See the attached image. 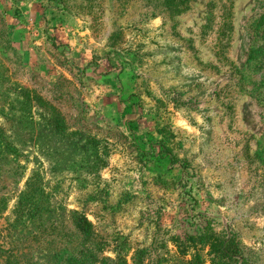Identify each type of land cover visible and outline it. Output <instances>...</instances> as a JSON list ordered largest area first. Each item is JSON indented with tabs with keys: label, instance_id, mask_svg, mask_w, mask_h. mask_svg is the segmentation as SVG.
I'll list each match as a JSON object with an SVG mask.
<instances>
[{
	"label": "rangeland",
	"instance_id": "rangeland-1",
	"mask_svg": "<svg viewBox=\"0 0 264 264\" xmlns=\"http://www.w3.org/2000/svg\"><path fill=\"white\" fill-rule=\"evenodd\" d=\"M208 218L264 264V0H0V264H185Z\"/></svg>",
	"mask_w": 264,
	"mask_h": 264
},
{
	"label": "trees",
	"instance_id": "trees-1",
	"mask_svg": "<svg viewBox=\"0 0 264 264\" xmlns=\"http://www.w3.org/2000/svg\"><path fill=\"white\" fill-rule=\"evenodd\" d=\"M182 9L184 8L181 7L180 10ZM73 221L79 232L84 235L91 233L92 225L84 215L75 213ZM209 221L210 218L197 234L184 235L183 238L173 236L178 255L188 257L185 264H206L207 260L210 264H247L239 257L234 233L225 230L216 232ZM205 246L208 247L207 252H203ZM93 254L91 249L62 248L55 264H96L98 260ZM99 264L115 263L109 257H103Z\"/></svg>",
	"mask_w": 264,
	"mask_h": 264
}]
</instances>
